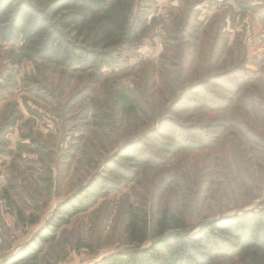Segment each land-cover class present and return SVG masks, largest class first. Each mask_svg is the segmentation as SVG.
<instances>
[{
    "label": "rangeland",
    "instance_id": "1",
    "mask_svg": "<svg viewBox=\"0 0 264 264\" xmlns=\"http://www.w3.org/2000/svg\"><path fill=\"white\" fill-rule=\"evenodd\" d=\"M186 1L200 5L188 28L189 36L197 40L185 38L189 57L184 71L178 69L184 52L176 40L184 0H135L134 14L148 32L137 45L114 54L121 66L104 72L84 73L42 62L14 66L10 54L16 45L0 40V264L36 234L61 201L104 168L106 157L153 128L152 115L143 113L135 119L130 114L118 124L116 136L102 134L94 110L105 99V89L137 88L154 74L149 95L159 114L182 83L207 75L217 34V61L211 73H222L243 61L249 75L262 79L264 86V0ZM45 88L55 95L56 104L43 99ZM79 92L86 95L78 96ZM233 137H222L200 155L185 150L180 174H193V163L196 171L203 165L213 170L212 186L205 193L196 181L185 178L182 189L175 184L165 189L161 184L165 173L154 171L140 181H123L119 190L109 191L75 216L31 264H93L125 249L130 242L124 219L131 204L151 215L171 208L191 226L243 210H264V160L246 154L248 166L243 169L232 156ZM35 140L44 148V157L39 148L36 153ZM174 163L165 168L176 171ZM18 209L28 219L38 217V222L23 226L16 217Z\"/></svg>",
    "mask_w": 264,
    "mask_h": 264
},
{
    "label": "trees",
    "instance_id": "2",
    "mask_svg": "<svg viewBox=\"0 0 264 264\" xmlns=\"http://www.w3.org/2000/svg\"><path fill=\"white\" fill-rule=\"evenodd\" d=\"M184 5L180 37L176 38L184 52L178 62L182 71L189 57L185 38L197 40L189 36L188 28L200 3L184 0ZM134 7L135 0H0V40L16 45L10 54L14 66L42 62L84 73L104 72L121 66L114 54L137 45L148 32V26L135 16ZM216 38L211 43L207 75L182 83L159 114L149 95L156 82L154 74L137 88L104 90L105 99L94 110L102 134L116 136L118 124L130 114L135 119L143 113L152 115L153 128L106 157L104 168L61 201L36 234L1 264L36 262L61 229L106 193L119 190L123 181H140L154 171L165 173L161 179L165 189L174 184L182 189L185 178L196 181L198 190L205 193L213 183L210 166L203 165L196 171L193 163V174L178 172L187 150L200 155L222 137L234 135L229 144L238 165L246 169V154L264 160L263 81L253 79L243 61L222 73H211L217 61L214 52L218 34ZM45 90L43 99L56 104L55 95ZM81 94L86 95L79 92L78 96ZM35 142L36 153L39 148L44 157V148ZM181 147L183 150H179ZM171 163L176 171L165 168ZM16 217L23 226L39 220L35 216L28 219L21 209ZM124 227L130 246L93 264H264V210H243L191 226L171 208L151 215L131 204L126 208Z\"/></svg>",
    "mask_w": 264,
    "mask_h": 264
}]
</instances>
